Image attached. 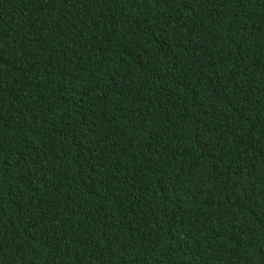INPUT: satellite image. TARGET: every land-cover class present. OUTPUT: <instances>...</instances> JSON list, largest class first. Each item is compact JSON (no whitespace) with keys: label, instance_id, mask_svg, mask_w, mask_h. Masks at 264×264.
<instances>
[{"label":"trees","instance_id":"1","mask_svg":"<svg viewBox=\"0 0 264 264\" xmlns=\"http://www.w3.org/2000/svg\"><path fill=\"white\" fill-rule=\"evenodd\" d=\"M0 264H264V0H0Z\"/></svg>","mask_w":264,"mask_h":264}]
</instances>
